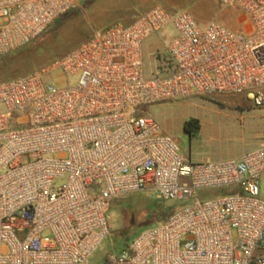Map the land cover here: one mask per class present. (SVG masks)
I'll use <instances>...</instances> for the list:
<instances>
[{"label":"built area","instance_id":"built-area-1","mask_svg":"<svg viewBox=\"0 0 264 264\" xmlns=\"http://www.w3.org/2000/svg\"><path fill=\"white\" fill-rule=\"evenodd\" d=\"M85 1L0 0V57ZM217 2L245 14L246 28L155 4L0 80V264H87L109 234L111 202L137 192L191 202L103 264H264V139L238 157L192 162L141 109L214 93L264 104V0ZM155 34L164 55L147 73L142 45ZM56 70L62 84L47 76Z\"/></svg>","mask_w":264,"mask_h":264},{"label":"rangeland","instance_id":"rangeland-1","mask_svg":"<svg viewBox=\"0 0 264 264\" xmlns=\"http://www.w3.org/2000/svg\"><path fill=\"white\" fill-rule=\"evenodd\" d=\"M85 2L55 20L32 43L0 57V80L46 67L55 57L88 39L94 31L114 22L128 23L155 4H162L168 9H184L199 25L216 20L232 30L242 31L248 24L245 14L237 7H222L217 0H94L88 6L84 5ZM169 31L170 28L164 35L168 36ZM162 37L155 34L143 42L147 73L154 65L153 54L156 53L159 58L164 55ZM47 76L50 81L60 84L66 80L57 70ZM141 109L158 122L164 133L177 141L180 153L192 162L238 157L264 139V104H255L247 92L192 95L144 104ZM189 120H196L198 128L185 130L184 123ZM227 190L229 188H220L218 192L224 194ZM260 191L264 196V180L261 181ZM209 193L202 190L199 197H208ZM190 202L191 199L160 200L140 192L114 199L109 208V234L103 238L87 264H103L112 248L120 253L136 234L150 225L139 226L146 222L151 210L158 205L154 221L164 217L162 208L173 205L178 209ZM128 218H132L134 226H130L128 237L124 239L119 234L129 227L131 222Z\"/></svg>","mask_w":264,"mask_h":264},{"label":"trees","instance_id":"trees-1","mask_svg":"<svg viewBox=\"0 0 264 264\" xmlns=\"http://www.w3.org/2000/svg\"><path fill=\"white\" fill-rule=\"evenodd\" d=\"M94 0H86V2H85V6H88V5H90L92 2H93ZM184 129L185 130H187V131H191V130H193V129H197L198 128V122L196 121V120H189V121H187V122H185L184 123ZM158 199V198H157ZM159 205H158V208H154V210H151V213L149 214V216L146 218V222L145 223H143V224H141V225H139V226H143V225H148V224H151V223H153V222H155L154 221V219H153V215L158 211V209H159ZM167 209V210H166ZM173 209H175V207L173 206V205H171V206H169L168 208H162L161 210H162V214H163V216L164 217H161V219H163V218H165ZM123 215V219L125 220L126 218H125V214L123 213L122 214ZM128 219H130V225H129V227H126L125 229H123L121 232H120V234L119 235H121V238H124V239H126L127 237H128V230L132 227V226H134V222H132V218H128ZM125 223H126V221H125ZM131 226V227H130Z\"/></svg>","mask_w":264,"mask_h":264},{"label":"bare ground","instance_id":"bare-ground-1","mask_svg":"<svg viewBox=\"0 0 264 264\" xmlns=\"http://www.w3.org/2000/svg\"><path fill=\"white\" fill-rule=\"evenodd\" d=\"M231 137V136H230ZM223 139V138H222ZM232 139V138H231ZM234 140V139H233ZM228 141V140H227Z\"/></svg>","mask_w":264,"mask_h":264}]
</instances>
